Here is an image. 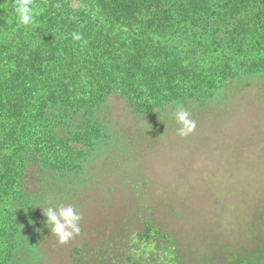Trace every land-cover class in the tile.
<instances>
[{
    "label": "trees",
    "instance_id": "1",
    "mask_svg": "<svg viewBox=\"0 0 264 264\" xmlns=\"http://www.w3.org/2000/svg\"><path fill=\"white\" fill-rule=\"evenodd\" d=\"M75 1L31 0L38 15L23 25L17 0H0V264H43L23 250L49 208L41 196L57 177L78 174L106 138L99 112L107 98L153 116L264 71V0ZM132 205L124 225L168 237L155 216L135 218ZM124 244L36 252L50 261L66 254L62 264H184L170 246L144 243L136 255L142 243L132 253Z\"/></svg>",
    "mask_w": 264,
    "mask_h": 264
},
{
    "label": "rangeland",
    "instance_id": "2",
    "mask_svg": "<svg viewBox=\"0 0 264 264\" xmlns=\"http://www.w3.org/2000/svg\"><path fill=\"white\" fill-rule=\"evenodd\" d=\"M190 97L177 102L195 122L186 137L178 135L172 106L142 116L120 96L107 98L99 112L106 138L78 174L57 177L41 196L49 207L78 211L79 235L61 244L38 213L23 250L43 264H62L66 254L50 261L49 250L62 256L65 244L126 243L123 252L132 253L142 243V255L144 243H160L184 264H264V71ZM130 202L135 218L155 216L168 237L149 235L146 224V231L124 225ZM49 244L40 257L36 251Z\"/></svg>",
    "mask_w": 264,
    "mask_h": 264
},
{
    "label": "clouds",
    "instance_id": "3",
    "mask_svg": "<svg viewBox=\"0 0 264 264\" xmlns=\"http://www.w3.org/2000/svg\"><path fill=\"white\" fill-rule=\"evenodd\" d=\"M31 0H17V7L15 9L19 22L23 25L35 23L34 17L38 13L30 6ZM73 39L80 40L78 34H73ZM174 118L179 125L178 135L186 137L195 128V122L190 118V113L183 107V105H176L174 110ZM44 211V210H43ZM44 215L47 218V225L51 234L57 236L61 244L67 243L73 239L74 236L80 233L81 216L72 205H60L58 207H49Z\"/></svg>",
    "mask_w": 264,
    "mask_h": 264
}]
</instances>
